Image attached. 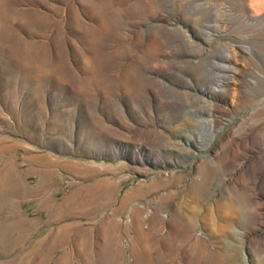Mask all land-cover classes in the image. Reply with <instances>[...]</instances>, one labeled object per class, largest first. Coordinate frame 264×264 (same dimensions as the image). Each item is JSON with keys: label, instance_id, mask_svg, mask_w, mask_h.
I'll return each instance as SVG.
<instances>
[{"label": "rangeland", "instance_id": "374dc122", "mask_svg": "<svg viewBox=\"0 0 264 264\" xmlns=\"http://www.w3.org/2000/svg\"><path fill=\"white\" fill-rule=\"evenodd\" d=\"M0 264H264V0H0Z\"/></svg>", "mask_w": 264, "mask_h": 264}, {"label": "bare ground", "instance_id": "6f19581e", "mask_svg": "<svg viewBox=\"0 0 264 264\" xmlns=\"http://www.w3.org/2000/svg\"><path fill=\"white\" fill-rule=\"evenodd\" d=\"M192 142H190L189 140L187 141V144H191ZM248 160V159H247ZM247 162V161H246Z\"/></svg>", "mask_w": 264, "mask_h": 264}]
</instances>
